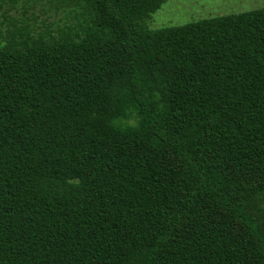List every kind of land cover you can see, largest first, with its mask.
I'll use <instances>...</instances> for the list:
<instances>
[{
    "label": "trees",
    "instance_id": "obj_1",
    "mask_svg": "<svg viewBox=\"0 0 264 264\" xmlns=\"http://www.w3.org/2000/svg\"><path fill=\"white\" fill-rule=\"evenodd\" d=\"M163 2L0 0V264H264V6Z\"/></svg>",
    "mask_w": 264,
    "mask_h": 264
},
{
    "label": "rangeland",
    "instance_id": "obj_2",
    "mask_svg": "<svg viewBox=\"0 0 264 264\" xmlns=\"http://www.w3.org/2000/svg\"><path fill=\"white\" fill-rule=\"evenodd\" d=\"M264 6V0H164L150 16L152 28L182 25L202 18L249 11Z\"/></svg>",
    "mask_w": 264,
    "mask_h": 264
}]
</instances>
